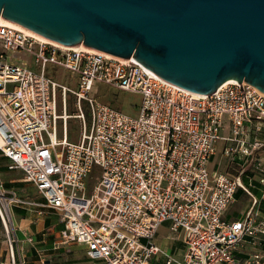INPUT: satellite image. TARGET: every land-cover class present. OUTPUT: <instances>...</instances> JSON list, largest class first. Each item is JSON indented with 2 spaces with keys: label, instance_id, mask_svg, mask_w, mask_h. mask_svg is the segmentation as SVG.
I'll return each mask as SVG.
<instances>
[{
  "label": "built area",
  "instance_id": "1",
  "mask_svg": "<svg viewBox=\"0 0 264 264\" xmlns=\"http://www.w3.org/2000/svg\"><path fill=\"white\" fill-rule=\"evenodd\" d=\"M21 56L31 63L17 64ZM131 58L56 46L0 25V152L8 170L22 171L43 197L42 203L17 202L38 215L55 212L64 225L62 243L84 247L94 263L264 264L261 201L243 181L253 170L264 196V161L256 156L264 142L250 137L251 126L264 123V94L234 82L194 95ZM51 66L75 74L77 88L58 84ZM100 83L139 94V115L93 98ZM59 87L64 106L67 91L78 101L83 131L77 143L65 144L66 118L58 135ZM82 101L91 110L89 127ZM221 143L223 157L243 162L240 174L210 169ZM239 190L253 203L230 220L226 213ZM164 224L183 245L180 257L155 242ZM248 244L259 251L239 258Z\"/></svg>",
  "mask_w": 264,
  "mask_h": 264
},
{
  "label": "water",
  "instance_id": "2",
  "mask_svg": "<svg viewBox=\"0 0 264 264\" xmlns=\"http://www.w3.org/2000/svg\"><path fill=\"white\" fill-rule=\"evenodd\" d=\"M0 25L81 52L132 57L197 95L231 80L264 94V0H0Z\"/></svg>",
  "mask_w": 264,
  "mask_h": 264
},
{
  "label": "rangeland",
  "instance_id": "3",
  "mask_svg": "<svg viewBox=\"0 0 264 264\" xmlns=\"http://www.w3.org/2000/svg\"><path fill=\"white\" fill-rule=\"evenodd\" d=\"M23 59L30 62L29 58L21 56L16 63H21ZM30 67L34 66L31 65ZM51 68L52 73L50 76L58 84L72 90L77 88V76L75 74L57 67L53 68V66H51ZM91 96L98 102L122 110L131 116L139 115L142 100L139 94L122 91L100 83L93 88ZM77 102L76 96L72 92L67 91L66 106H64L63 87H59L57 93V114L61 116L62 119L58 120V135L60 138L63 137L64 116L68 114L70 118H67V128L68 141L70 143H77L83 131V121L78 117L80 109ZM82 110L85 114L87 126L89 127L91 124V110L87 101H82ZM45 141L48 142L46 135ZM222 147L223 143L220 144L219 151L210 164V169L221 173L240 174L242 170L240 165H242L243 162L239 164L238 161L223 157ZM2 158H4V156L0 152V162ZM8 163V161H5L6 166ZM247 166L248 164H246L244 168ZM2 168L3 167H0V208L7 222L5 224L0 215V264L76 263L77 244H62L60 243L62 240L61 235L56 232L54 233V229L58 227L62 228L60 217L53 214L52 210H46L43 215H38L36 209L33 210L28 208L29 206L27 205L18 203L17 200L42 203L43 197L37 192L33 184L24 181L22 171L2 172ZM246 174H250V171ZM245 175L243 177H245ZM4 202L8 203L12 222L8 220ZM233 205L230 210L237 209L240 211L244 209V203L242 202H235ZM15 212L21 213V217L17 216ZM46 220H50L54 229L53 227L48 228L44 224ZM56 224H58V226H56ZM22 232H24L25 235ZM171 236L172 234L168 224H164L159 229L155 240L159 247H168L169 253H171L174 247H179L181 244L179 241L171 240ZM55 241H58V243L54 244ZM50 247L55 248L50 249ZM79 253L81 262L91 261L87 257L86 251L82 249L81 246L79 248Z\"/></svg>",
  "mask_w": 264,
  "mask_h": 264
},
{
  "label": "crops",
  "instance_id": "4",
  "mask_svg": "<svg viewBox=\"0 0 264 264\" xmlns=\"http://www.w3.org/2000/svg\"><path fill=\"white\" fill-rule=\"evenodd\" d=\"M261 126V131L260 132H255V130L253 129L255 126ZM251 133H250V137H251V140L254 141V139H260L264 142V123H254L252 126H251ZM256 156L260 157L263 161H264V146L257 150L256 151ZM5 161H8L5 157L1 159V162H0V167H4L5 168ZM9 164V163H8ZM7 164V166H8ZM6 166V168H7ZM2 170V169H1ZM2 172H14V171H2ZM243 181L245 184H253V188L251 189L252 191V194L255 198L259 199L261 201V212H262V215H264V196L262 195V188L260 187L259 185V175L257 173H255L253 170L250 171V174H246L245 177H243ZM237 200L236 202H242L244 203V209L243 210H230L232 206H230V208L227 210V213H226V217L230 220H235V219H239L241 218L252 206V203H253V198L250 197L249 195L245 194L242 190H239L238 193H237ZM234 206V205H233ZM53 212V211H52ZM15 214L17 216H20L21 217V213L19 212H15ZM53 214H56L55 212H53ZM57 215V214H56ZM47 221V220H46ZM46 221H45V225H46ZM50 223V225L48 226V228H52L54 229V226L52 225V223L50 222V220L48 221ZM62 225V228L58 227L56 229H54V233H59L61 235V238H62V231L64 229V225L63 223H60ZM56 226H58V224H56ZM24 234V232H22ZM25 235V234H24ZM52 241V240H51ZM50 241V242H51ZM58 241H55L54 244H57ZM62 243V240L61 242ZM63 244V243H62ZM67 245V244H65ZM179 246V245H178ZM82 247V246H81ZM183 247L182 244H180L179 247H174L173 250H177L178 254L177 256L180 257L182 255V251H183ZM55 247H50V249H53ZM79 248L80 246L79 245H76V263L74 264H98V263H93L91 261H87V262H81V256H80V253H79ZM82 249L85 250L84 247H82ZM259 249L252 246V245H246L242 251H239L237 256L239 258H247L249 257L251 254L253 253H256L258 252ZM262 251H264V245L262 246ZM66 264V263H65Z\"/></svg>",
  "mask_w": 264,
  "mask_h": 264
},
{
  "label": "bare ground",
  "instance_id": "5",
  "mask_svg": "<svg viewBox=\"0 0 264 264\" xmlns=\"http://www.w3.org/2000/svg\"><path fill=\"white\" fill-rule=\"evenodd\" d=\"M43 41V40H42ZM46 42V41H45ZM52 44V43H51ZM53 45H56V44H53ZM56 46H63V45H56ZM234 82H237V81H235V80H231V81H227V82H225L224 84H222L221 86H223V85H225V84H228V83H234ZM194 94V93H193ZM194 95H197V94H194ZM64 118H70V116L68 115V114H66L65 116H64ZM59 139H56V142L57 143H59ZM61 141H65V140H61ZM69 143V141H68V139H67V142H65V144L67 145ZM0 145H2V141H1V139H0ZM4 206H5V210H9L8 208V203H6V202H4ZM8 226V225H7Z\"/></svg>",
  "mask_w": 264,
  "mask_h": 264
},
{
  "label": "trees",
  "instance_id": "6",
  "mask_svg": "<svg viewBox=\"0 0 264 264\" xmlns=\"http://www.w3.org/2000/svg\"><path fill=\"white\" fill-rule=\"evenodd\" d=\"M62 139V138H61ZM2 171H9L8 168H2ZM49 220L46 221V226L48 227L50 225V223L48 222Z\"/></svg>",
  "mask_w": 264,
  "mask_h": 264
}]
</instances>
